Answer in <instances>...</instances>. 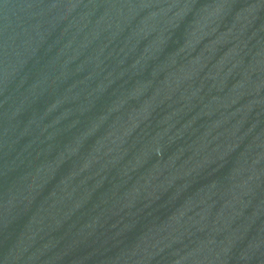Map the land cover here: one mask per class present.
<instances>
[{"label":"water","instance_id":"95a60500","mask_svg":"<svg viewBox=\"0 0 264 264\" xmlns=\"http://www.w3.org/2000/svg\"><path fill=\"white\" fill-rule=\"evenodd\" d=\"M0 264H264V0H0Z\"/></svg>","mask_w":264,"mask_h":264}]
</instances>
